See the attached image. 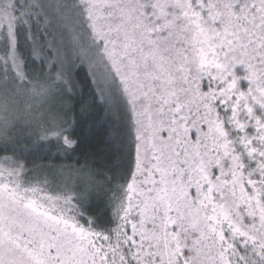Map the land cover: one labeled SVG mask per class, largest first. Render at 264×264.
Returning <instances> with one entry per match:
<instances>
[{"label": "snow or ice", "instance_id": "snow-or-ice-1", "mask_svg": "<svg viewBox=\"0 0 264 264\" xmlns=\"http://www.w3.org/2000/svg\"><path fill=\"white\" fill-rule=\"evenodd\" d=\"M0 264H264V0H0Z\"/></svg>", "mask_w": 264, "mask_h": 264}, {"label": "trees", "instance_id": "trees-1", "mask_svg": "<svg viewBox=\"0 0 264 264\" xmlns=\"http://www.w3.org/2000/svg\"><path fill=\"white\" fill-rule=\"evenodd\" d=\"M87 71V68L85 67L84 69H82L80 72H79V77H83L84 76V74H85V72Z\"/></svg>", "mask_w": 264, "mask_h": 264}]
</instances>
